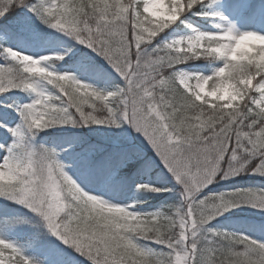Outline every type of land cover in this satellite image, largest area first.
<instances>
[{"label": "snow or ice", "instance_id": "snow-or-ice-1", "mask_svg": "<svg viewBox=\"0 0 264 264\" xmlns=\"http://www.w3.org/2000/svg\"><path fill=\"white\" fill-rule=\"evenodd\" d=\"M0 264H264V4L0 0Z\"/></svg>", "mask_w": 264, "mask_h": 264}, {"label": "trees", "instance_id": "trees-1", "mask_svg": "<svg viewBox=\"0 0 264 264\" xmlns=\"http://www.w3.org/2000/svg\"><path fill=\"white\" fill-rule=\"evenodd\" d=\"M251 2L253 4H255V5L264 4V0H252ZM253 211H255V210H253ZM233 212H238V210L237 209H234ZM233 223L239 225L242 222H240V221H233Z\"/></svg>", "mask_w": 264, "mask_h": 264}]
</instances>
